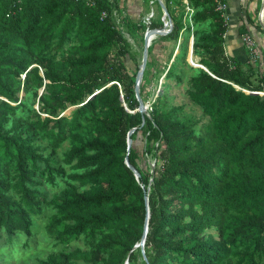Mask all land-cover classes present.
Wrapping results in <instances>:
<instances>
[{
  "label": "trees",
  "instance_id": "obj_1",
  "mask_svg": "<svg viewBox=\"0 0 264 264\" xmlns=\"http://www.w3.org/2000/svg\"><path fill=\"white\" fill-rule=\"evenodd\" d=\"M162 2L172 26L147 48L141 100L146 73L164 82L140 112L115 0H0V232L30 236L51 207L61 248L37 264H264V68L226 52L223 0ZM162 16L125 26L143 40Z\"/></svg>",
  "mask_w": 264,
  "mask_h": 264
},
{
  "label": "rangeland",
  "instance_id": "obj_2",
  "mask_svg": "<svg viewBox=\"0 0 264 264\" xmlns=\"http://www.w3.org/2000/svg\"><path fill=\"white\" fill-rule=\"evenodd\" d=\"M262 1V0H261ZM115 2L119 5L115 11L116 22L119 28L123 30V34L125 38L128 40L130 44L129 48V55L132 61L127 57L126 62L129 66L131 72H134L136 66L140 67L141 60H142V52H143V40L140 38V34L134 33L131 29L125 26V18L129 15L131 18H137V20L145 21L147 20L145 17L153 11L152 17H156L159 15L160 11V4L155 0H115ZM186 2V0H184ZM138 4L142 5V11L140 14H134L132 8H138ZM225 4L224 14L226 15V22L228 29L224 34L225 38V50L228 54L237 56L241 60H245L249 58L252 64L256 65L259 63L264 68V33L258 32L252 25H248L249 31L244 34H240L238 32V27L240 24L245 20L241 18H234L227 14V3ZM258 8V7H257ZM130 9V10H129ZM185 12L187 15L190 14L191 9L188 6H185ZM260 13V12H259ZM254 15L253 21H259L258 19V12L251 13ZM264 14V13H263ZM258 15V16H257ZM151 17V18H152ZM162 20H167L171 23V19L164 18L162 16ZM147 29L143 30V37L144 33ZM236 34V39L233 40ZM163 35V34H162ZM161 34H155L151 42H155L159 39ZM232 40V41H231ZM164 44H168L165 42ZM190 45V40H189ZM189 55L187 56V61L189 62ZM262 58V62H261ZM193 63H197L196 57L192 55ZM260 61V62H259ZM137 64V65H136ZM191 64V63H190ZM192 65V64H191ZM194 66V65H193ZM146 79L143 82V85L146 86L145 89V105H147V110L149 109V104L151 103L154 96L157 94L159 87L162 82H164V78L162 76L161 71H154L152 75L146 73ZM142 79V78H141ZM167 83H169V92L171 101L174 104L179 103H187L185 106V113H193L197 116H200L201 109L198 105L191 104L188 102L187 96L184 94L185 89V80L184 83L179 85H174V80L168 79ZM264 91V90H263ZM261 91V92H263ZM259 92L260 94H262ZM66 112H69L67 110ZM137 147L141 149L143 145V141L141 140V136L138 135L136 140ZM154 159L150 156L147 157V167L153 166ZM60 184L57 190L61 187ZM45 188L48 189L49 193L55 190L52 186L45 185ZM54 212L51 207H46L44 213L40 216L33 217V227H32V234L30 236L25 235L23 232L18 231L9 239L4 232H0V264H37L38 259L45 257L49 252L57 251L61 248L60 245H56L54 241L47 235L45 231V224L48 220V216ZM73 245L83 246L82 239L78 242L73 243ZM140 247V246H139ZM141 249V247H140ZM142 253V249H141ZM128 264V263H127ZM137 264H141L140 261Z\"/></svg>",
  "mask_w": 264,
  "mask_h": 264
},
{
  "label": "water",
  "instance_id": "obj_3",
  "mask_svg": "<svg viewBox=\"0 0 264 264\" xmlns=\"http://www.w3.org/2000/svg\"><path fill=\"white\" fill-rule=\"evenodd\" d=\"M161 6V9H162V12H163V17L167 19L169 18L170 20V17L168 16V13H167V10L162 2V0H157ZM264 10V0H262V8H261V11L259 13V22L261 24V26L264 28V25H263V16H262V11ZM172 26V25H171ZM171 29V28H170ZM164 24H163V27L162 28H154V29H147L144 33V37H143V52H142V60H141V64H140V67H139V70L137 71L136 73V76H135V95L139 101V105H138V108L136 110L140 111V112H145L147 110V105H145V103L141 100L140 96H139V84L141 82V78H142V74H143V70L145 68V65H146V61H147V48L148 46L150 45V42H151V39L152 37L155 35V34H164ZM192 42H193V38L191 37L190 38V45H189V50H188V55H189V62L194 65V66H198V67H202L205 69V67L199 63H193L192 61ZM259 93V92H258ZM262 94H264V91L261 92ZM74 106H71L70 108L68 109H71L73 108ZM67 109V110H68ZM133 131V129H131L129 132H128V135ZM130 139L128 138V141H127V144H128V148L130 146ZM125 163L126 165L134 172V175L135 177L137 178L139 176V173L137 172V170L132 166L130 165V163L128 162V159L126 158L125 159ZM145 200L147 202V196L145 197ZM148 217H149V213H148V208H147V214H146V218H145V222H144V231H143V234H142V238L139 242V246L141 247L142 249V255H143V258L144 260H147L146 256H145V253H144V250H143V247H144V242H145V236H146V232H147V225H148ZM125 264H127V261L125 262Z\"/></svg>",
  "mask_w": 264,
  "mask_h": 264
},
{
  "label": "crops",
  "instance_id": "obj_4",
  "mask_svg": "<svg viewBox=\"0 0 264 264\" xmlns=\"http://www.w3.org/2000/svg\"><path fill=\"white\" fill-rule=\"evenodd\" d=\"M223 1L225 3H227V14H229L232 17V19H234L236 17L237 18L239 17L241 19H245V18L249 17V18L253 19L254 15H252L251 13L257 14V12H258V14H259V12L261 11V8H262V1L261 0H223ZM130 11H132L135 15L140 14L142 11V5L138 4V8H132V10H130ZM258 18H259V16H258ZM235 39H236V34H235L233 40H235Z\"/></svg>",
  "mask_w": 264,
  "mask_h": 264
},
{
  "label": "built area",
  "instance_id": "obj_5",
  "mask_svg": "<svg viewBox=\"0 0 264 264\" xmlns=\"http://www.w3.org/2000/svg\"><path fill=\"white\" fill-rule=\"evenodd\" d=\"M225 7H226L225 4L220 2L217 8L224 10ZM263 12H264V10L262 11V16H263ZM152 15H153V11L151 10V12L145 17L147 22H149V19L152 17ZM104 16H106V12L102 11L101 17H104ZM163 21H164L163 24H164V30H165L164 34H165L170 30L172 23L168 22L167 20H163Z\"/></svg>",
  "mask_w": 264,
  "mask_h": 264
}]
</instances>
